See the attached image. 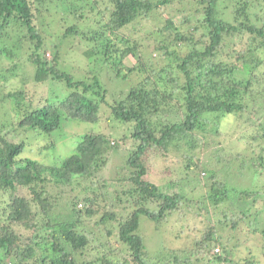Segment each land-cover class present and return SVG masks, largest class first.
<instances>
[{"label":"trees","instance_id":"obj_1","mask_svg":"<svg viewBox=\"0 0 264 264\" xmlns=\"http://www.w3.org/2000/svg\"><path fill=\"white\" fill-rule=\"evenodd\" d=\"M49 1L52 0H0V94H3L0 96V191L5 193L6 189L14 190L18 186L29 190L33 197L30 201L13 196L10 202L0 196V264H263L264 188L251 191L229 187L204 168L192 152L209 147L195 134L209 122L208 115L238 116L245 112L248 107L245 100L255 84L262 86L259 94H263L264 99V27L250 20L251 0H232L236 20L233 23L219 17L220 0H197L203 10L201 27L204 36L207 35V44L202 39L193 42L172 20H167L165 26L155 32L162 38V44L155 50L165 49L167 64L152 63L135 37L120 32L139 26L157 9L163 11L176 0H86L87 10L100 18L95 22L98 28L83 31L74 24L61 36L62 39L82 36L90 42L83 53V58L92 64L88 72L90 78L86 80L76 79L62 69L57 56H53L52 63L44 57L47 50L36 28L44 13L40 15L42 10L35 4L44 7ZM84 1L72 0L65 9L83 19V9L78 8L80 11L76 12L73 2ZM246 35L248 39L244 42ZM259 38L262 40L258 41ZM31 46L33 51L27 62L34 66V84L53 80L61 88L59 94L48 89L44 105L22 89L6 92L9 82L15 78L20 85L26 84L21 56L29 52ZM186 46L190 50L181 58L177 51ZM128 57L133 60L129 65L125 61ZM7 61L9 65L3 68ZM109 77L136 80L122 98L108 103V90L100 79ZM4 101H10L9 111L4 110ZM103 105L109 109L110 120L131 125L129 135L115 134L118 138L113 139L104 133L84 134L74 154L51 167L23 157L32 133L51 136L63 123L72 120L98 123ZM261 138L264 139V125L255 131L252 145ZM127 140L132 141L125 160V169L130 171L128 177H115L114 185L107 187L101 182L102 169L113 150ZM53 144L54 141L44 148ZM258 151L250 161V169L252 174L264 176V147ZM173 154L180 156L176 159L183 162L189 176L194 171L192 182L202 180L201 172H206L212 187L202 199L207 197L209 204L215 207L228 202L232 211L230 216L227 212L221 214L222 222L230 226L227 238L216 233L217 227L208 228L209 232L191 241L189 247L173 250L170 259L162 253L152 255L139 229L142 217L159 229L174 214H181L182 207L189 209L193 202L187 193L170 191L179 184L174 177L164 180L166 187L163 188L146 178L150 170L154 171L155 163L161 161L164 173H173V167L168 166ZM232 158L239 156L232 155L227 162ZM189 176H180L177 180L184 183ZM78 179L89 180L92 188L82 191L92 192L81 199L75 196L71 204L67 202L69 220L57 222L50 218L48 213L54 210L55 203L45 196L44 187L37 192L35 186L54 182L76 190ZM105 186L112 190V202H115L110 204L112 207L122 206L121 210L132 207L133 210L126 215L112 209L104 211L95 224L110 223L112 230H106V235H112L120 249L116 251L111 247L107 252L95 249V258L88 259L84 254L90 247V237L81 218H92L99 213L102 206L97 200L101 197L106 202L105 192L109 191ZM53 199H61V196L54 195ZM80 202L84 209L75 211ZM255 202L260 204L261 210L251 214ZM199 204L198 210H207L204 204ZM206 214L209 215L207 211ZM237 228L241 230L239 234H235ZM256 246L260 253H254Z\"/></svg>","mask_w":264,"mask_h":264},{"label":"rangeland","instance_id":"obj_2","mask_svg":"<svg viewBox=\"0 0 264 264\" xmlns=\"http://www.w3.org/2000/svg\"><path fill=\"white\" fill-rule=\"evenodd\" d=\"M71 1L72 0H52L45 3L44 7L35 4L38 9L42 10L40 15L44 13L39 17V21L35 23L37 30L43 37L44 46L47 50L44 56L45 59L52 63L53 56H57L62 69L70 72L76 79L86 80L89 76L88 72L92 64L83 58V53L89 47L90 42L82 36L79 37L80 39L74 37L62 39L61 36L66 28L74 24L83 31H90V29L96 30L98 26L95 22L100 18L98 19L97 15H92L89 10H87L86 0L84 2H73L76 7V12L80 11L78 8L83 9L85 13L83 19H80L77 15H73V13L71 14L70 9H65ZM250 2L252 5L248 10V14L250 15L252 24L258 27H264V1L258 2L256 0H251ZM234 4L232 0H220L218 4L219 17L230 23L236 22L234 19ZM97 6L100 7L101 4ZM37 18L38 17H36V21ZM186 19H189V21ZM202 19L203 10H201V6L198 4L197 0H176L167 5L163 11L157 9L152 17L141 21L139 26H134L130 31H122L120 33L122 35L127 34V36L135 37L134 40L140 44L141 51L147 55V59H150L152 63L159 64L162 62L167 64L169 60L168 57L165 56V49L163 51H159V49L157 51L155 50V48L162 44V38H158L155 32L162 29L167 20H172L180 30L193 38V42H198L202 39L201 41L207 44V35L204 36V29L201 27ZM196 28L198 30H196ZM247 39L248 36L246 35L244 42H246ZM260 40L262 39L259 38L258 41ZM168 43V46L174 47L173 44L170 42ZM172 48L169 50H172ZM28 50L29 52L27 51L25 55L21 56V61L23 62L22 73L24 78H27L26 84L23 86L20 85L19 80L15 78L9 82V89L6 92L12 93L13 91L22 89V92H30L34 101H39L40 104L44 105L45 103L43 101L46 100L48 89H53L59 94L61 88L54 83L53 80H48L43 84H34V66L30 62H27L28 55L33 51V47H28ZM189 50L190 47L186 46L178 50L177 54L182 58ZM125 61L128 65L133 62L131 57H128ZM8 65L9 62L7 61L2 67L5 68ZM135 80V78H131L128 79V81H123L121 79H115L114 77L100 79L102 85L108 90L107 102L111 103L112 100L122 98L130 86L135 83ZM262 91V86L255 84L249 91L245 100V103H248L245 112L238 113V116L237 114L228 116L208 115L207 121L209 120V122H205L203 128L195 132L196 137L199 139L200 136L201 141L207 143L209 147L204 146L203 148L196 149L192 151L193 155L199 159L204 168L211 170L214 176L222 179L229 187H235L236 189L249 188L251 191H255L256 188H264V176L252 174L250 169V161H253L252 157L257 156L259 152L258 149L264 147L263 138L258 139L255 145L251 143V139L257 128L260 125H264V99L263 94H259ZM0 96L3 97V94H0ZM2 104L4 105V110H10V101H4ZM173 105H175V103H173ZM204 128L205 131L202 132ZM130 132L131 125H124L110 120L109 109L107 106L103 105L100 110V120L98 123H83L72 120L63 123L62 127L56 130L51 136L43 135V133H32L23 157L37 161L44 167H51L53 164H60L64 159L73 155L77 143L81 141L84 134L104 133L116 139L118 137H114L115 134L116 136L129 135ZM53 141L54 144L52 146L44 148ZM131 148L132 141L127 140L126 143H120L109 156L107 165L101 172V182L104 181L107 187L114 185L112 180L115 177H128L130 171L125 169V160L128 158ZM178 154L181 156V153ZM178 154H173L171 163L168 164L169 168L171 166L173 167V173H164L165 167L162 165L163 161H161L155 163L154 171L150 170L146 178L160 188H163L166 187V179L170 176L174 177L179 184L174 185L170 191L187 193V197L193 200L190 208L185 209L182 207L181 214H174V216L159 229L142 217L140 219L139 229L140 235L144 239L145 247L152 255L155 256L158 255V253H162L163 256H167L170 259H172L170 253L173 250L183 249L184 246L185 248L189 247L191 241L195 239L198 240L204 233L209 232L206 231L208 228L217 227L218 231H216V233L222 236V238H227L229 232L231 233L229 224L222 222L224 219L221 215L223 212H227L229 216L231 215L232 210L230 204L228 202L219 203L218 207H215L209 204L206 200L207 197L202 199V196H207V192L212 187V182L206 179V172H201L202 180L197 183L192 182L195 173L192 171L190 172L191 176H189L190 174L187 173V170L184 168L183 162L177 161L176 157L180 159ZM232 155H235V157L239 156V158L234 160L232 158L231 162L228 163L227 160ZM180 176H189V179L182 183L177 180ZM76 183L79 184V187H77V184L75 185L76 190H72L69 186L64 187L54 182L35 186L37 192H40L41 187H44L45 196L50 197V201L55 203L54 210L48 213L50 218L57 220V222L69 220L67 202L71 204L74 202L75 196L81 199L87 193L92 192V190L83 192L86 191V188H92L89 180L85 181L78 179ZM200 183H205V185H200ZM115 188L116 187H114V189ZM107 190L109 191L105 192L106 202L103 201L101 197L97 200L100 206H102L99 213L92 218H81V224H83L86 231L89 232L90 237V247L84 254V257L88 259L95 258L93 254L95 249L99 252H107L111 247L116 251L120 249V246L114 243L112 235H106V230H112L110 223L106 222L102 225L95 224L100 220L104 211L112 209L118 214L126 215L133 210L132 207L125 210H121L122 206L119 208L112 207L110 204L115 203L112 202V190L109 188H107ZM29 192L30 191L26 188L17 186L14 190L6 189L5 193L0 191V196L10 200V202L13 196L23 197L26 200L30 199V201H32L33 197ZM54 195H60L61 199L54 200ZM0 201L2 200L0 199ZM199 203L206 206V211L209 215L206 214L205 209L198 210ZM260 208V204L255 202L251 209V214L261 210ZM83 209V203L80 202L75 211ZM197 211L198 214H196ZM240 231V228H237L235 234H239ZM16 232H19L18 229ZM183 234H187V236L185 237ZM183 238H187V240L181 241L180 239ZM253 251L254 253H260L257 246ZM243 253L242 256H245V253ZM257 255L259 257V254ZM180 257L183 259L182 256ZM77 258L80 257L78 256ZM260 258H263L262 254H260Z\"/></svg>","mask_w":264,"mask_h":264}]
</instances>
